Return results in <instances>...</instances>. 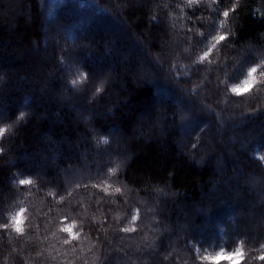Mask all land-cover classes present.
Segmentation results:
<instances>
[{
  "label": "trees",
  "instance_id": "trees-1",
  "mask_svg": "<svg viewBox=\"0 0 264 264\" xmlns=\"http://www.w3.org/2000/svg\"><path fill=\"white\" fill-rule=\"evenodd\" d=\"M113 1L0 0V264H264V0Z\"/></svg>",
  "mask_w": 264,
  "mask_h": 264
},
{
  "label": "snow or ice",
  "instance_id": "snow-or-ice-1",
  "mask_svg": "<svg viewBox=\"0 0 264 264\" xmlns=\"http://www.w3.org/2000/svg\"><path fill=\"white\" fill-rule=\"evenodd\" d=\"M189 2L195 3L196 0H189ZM225 15L227 16V13H225ZM226 39H227V37H225L224 35H220L219 37H217V43L225 41ZM258 71H259V69H253L249 73V80L250 81H257ZM231 92L238 97L248 93L241 86H236V87L231 88ZM261 159H264V157H262ZM31 183H32V181H30V180H21L20 181L21 186L30 185ZM23 223H24L23 210H21L19 213L16 214V216L13 218V221H12L13 228L17 233L22 231ZM74 227H75V225H71V226L64 228L62 230L64 232L68 233L70 236H72L73 239H75V236L73 234ZM236 258H239V264H243L244 259H245V251H244L243 247H241L238 251L234 250L231 252H226L224 250H220V251L216 252L214 255H205L203 257V260L206 262V264H217V262H219V264H223V262H225V261L230 262ZM257 258L259 261H264V253L259 254Z\"/></svg>",
  "mask_w": 264,
  "mask_h": 264
},
{
  "label": "clouds",
  "instance_id": "clouds-1",
  "mask_svg": "<svg viewBox=\"0 0 264 264\" xmlns=\"http://www.w3.org/2000/svg\"><path fill=\"white\" fill-rule=\"evenodd\" d=\"M253 69H258L257 66H252L247 70V78L243 80V82L239 85L241 86L243 89H245L247 92H250L254 87H256L258 84L264 85V69H261V79L258 81H250L249 80V73L253 70ZM82 76L86 79V74L82 73ZM70 83L75 86L76 84L80 83H84V79H77L75 81H70ZM104 85L103 82L100 84V86L97 88L96 94H99L100 92L103 91ZM29 115L28 112L21 110L19 111L18 115L16 116V119L14 122L12 123H5V124H0V138H3L4 135L8 132H11L14 125H18L21 121H25L26 122V117ZM104 143H107V138L104 137L102 138ZM2 151V150H0ZM241 247H236V251H238ZM261 248H264V245H261ZM258 256H254L252 257V259H256ZM217 264H219V262H217ZM227 264H239V258L233 259L230 262H227Z\"/></svg>",
  "mask_w": 264,
  "mask_h": 264
},
{
  "label": "rangeland",
  "instance_id": "rangeland-1",
  "mask_svg": "<svg viewBox=\"0 0 264 264\" xmlns=\"http://www.w3.org/2000/svg\"><path fill=\"white\" fill-rule=\"evenodd\" d=\"M111 1H113V0H111ZM114 2V1H113ZM118 5V4H117ZM119 6V5H118ZM119 8V7H118ZM118 10V9H117ZM13 12V10H11V9H6L4 12H2L0 15H2L3 17H5V18H7V17H9L10 15H11V13ZM119 15V14H118ZM80 16L82 17V19H81V21H83V23H85V22H87L89 19L88 18H90V16H91V14H89V13H87V12H83V13H80ZM117 29V28H116ZM117 32H118V30H117ZM120 32V31H119ZM135 36V35H134ZM133 37V36H132ZM43 47V46H42ZM144 48V51L145 52H147L148 53V51H147V49H146V47H143ZM37 52L39 53V55H40V57L43 59L45 56H47V54H48V52H47V50H44L43 48H39V49H37ZM125 60V59H124ZM152 61H154L155 59L152 57V59H151ZM124 74H127V73H124ZM105 76H108L107 77V81L109 82V83H113V82H115V80H116V78H117V76H115V74L112 72V73H110V74H108L107 75V73L105 74ZM136 78H135V83H138V80H140V78H138L137 76H135ZM60 91V94L62 95V99H66V91H65V89L64 88H62V89H60L59 90ZM47 92H52V91H47ZM65 97V98H64ZM90 107H92L90 104H88L87 106H86V109H78V108H73V107H69V109H72L73 110V112H74V114H75V117L77 118V119H80V120H82V122H83V124H87V120H89L90 118H93V114H92V111H91V109H90ZM28 110L30 111V108H28ZM91 113V114H90ZM84 114H89L88 116H87V118L85 117V116H83ZM5 115V113H3V114H0V118H2L3 116ZM110 116H112V114H110ZM83 118V119H82ZM141 126V124L139 123L138 125H134V129H136V131L137 132H140V131H142V127H140ZM144 134V133H143ZM145 135V134H144ZM117 140H119V139H117ZM117 140H115V141H117ZM119 146H120V144H119Z\"/></svg>",
  "mask_w": 264,
  "mask_h": 264
}]
</instances>
